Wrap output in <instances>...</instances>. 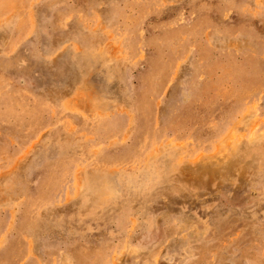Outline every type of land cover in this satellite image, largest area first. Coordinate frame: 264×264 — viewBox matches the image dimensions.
Instances as JSON below:
<instances>
[{"label":"rangeland","instance_id":"374dc122","mask_svg":"<svg viewBox=\"0 0 264 264\" xmlns=\"http://www.w3.org/2000/svg\"><path fill=\"white\" fill-rule=\"evenodd\" d=\"M0 264H264V0H0Z\"/></svg>","mask_w":264,"mask_h":264}]
</instances>
